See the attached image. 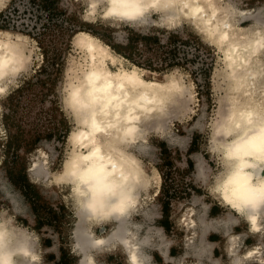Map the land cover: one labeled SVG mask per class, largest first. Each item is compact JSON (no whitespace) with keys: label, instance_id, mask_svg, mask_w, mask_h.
Returning <instances> with one entry per match:
<instances>
[{"label":"bare ground","instance_id":"obj_1","mask_svg":"<svg viewBox=\"0 0 264 264\" xmlns=\"http://www.w3.org/2000/svg\"><path fill=\"white\" fill-rule=\"evenodd\" d=\"M3 2L0 0V4ZM97 2H100L99 8ZM231 10L221 15V9L213 0H87L86 8L88 13H97L101 21L111 24H140L152 11L159 14L160 24L184 18L220 44L227 78L226 111L221 113L213 133L216 142H212L216 143L221 167L211 179L210 188L222 205L244 218L254 241L242 254L238 251L237 233L233 232L226 242L230 264H241L242 258L250 264H261L264 29L253 25L244 31L238 27V20L246 11ZM8 31H0V95L6 89L7 77L23 68L31 56L23 41L26 36L18 35L12 41L7 36L4 38L3 34H9ZM74 42L82 51L83 60L77 70L74 68L77 75L66 89L64 104L75 126L68 135L71 147L66 148V155L53 173V179L67 185L74 205L72 251L78 256L75 264H97L95 252L117 248L127 264H156L148 250L153 244L149 228L141 222L132 223L134 229L129 226L132 212H146L149 190L159 180L155 168L146 171L136 152L147 148L142 140L146 122L159 117L174 94L182 102L191 99V92L177 78L150 79L143 75L144 69L132 63L130 68L126 67L122 61L127 59L89 32L78 31ZM200 159L196 163L199 173L202 170ZM41 163L35 166L38 174ZM187 210L193 213L194 208L189 206ZM193 220L190 216L179 219L181 226L191 227L192 234L195 233L193 226L197 225L192 226ZM105 224L110 225L109 230L97 235L93 228ZM204 224L207 227V223ZM101 228L103 231L104 227ZM31 247L27 232L14 226L7 213L1 211L0 264H31L36 258ZM203 251L205 249L200 253Z\"/></svg>","mask_w":264,"mask_h":264},{"label":"rangeland","instance_id":"obj_2","mask_svg":"<svg viewBox=\"0 0 264 264\" xmlns=\"http://www.w3.org/2000/svg\"><path fill=\"white\" fill-rule=\"evenodd\" d=\"M213 2L221 9V15L232 11L231 8L245 10L238 20V27L244 31L253 25L264 29V0ZM99 5L97 2L98 8ZM57 8L62 11L61 15L55 11L58 16L54 17L59 32L55 30L52 36H48L56 44L53 51L45 53L35 39L24 35V44L31 54L29 62L7 77L6 89L0 95V213H7L14 226L27 232L36 255L31 264H55L62 255L70 260L66 264H75L78 256L72 251L76 221L74 205L67 185L53 179V173L66 155V148L71 147L68 135L75 126L73 116L64 104L66 89L75 80V69L83 60L74 36L81 31L79 29H86L103 34L114 44H122L133 33L155 35L164 42L169 32H176L180 38L190 41L186 44L177 42L180 53L184 52L188 61L160 71L144 69L142 73L150 79H179L191 92V99L181 102L174 94L165 111L159 117H152L142 128V140L147 148L136 152V156L146 171L155 168L159 180L149 190L146 212L150 217L146 218L143 210L136 212L133 219L151 231L153 244L148 250L154 263L180 264L184 255L187 260L195 262L198 258L189 254L191 251L184 243L186 231L176 226L181 212L193 207L196 216L203 215L208 222L234 215L211 192V179L221 167L216 143L212 142H216L213 133L217 121L226 111L227 78L220 44L203 35L184 18L160 24L159 14L154 11L140 24H111L101 21L97 13H88L87 0H58ZM1 11L11 17V25L27 27L28 30L47 19V12L40 8L39 0H4L0 4ZM8 33L3 34L4 38L9 37L12 41L23 35L15 30ZM46 41L43 46L48 48ZM128 62L122 61L130 68ZM198 159L202 162L201 173L196 167ZM39 162H42V168L38 174ZM163 207L167 208L166 212ZM198 223L194 237L202 232ZM109 228L110 225L105 224L97 225L93 230L97 235H103ZM233 229L241 233L242 242H254L251 237L243 235L247 230L245 223L239 222ZM223 238V232L212 227L205 232L202 241L208 244L220 242ZM222 248L219 243L211 248V255L202 252L201 260L210 264L206 257L209 256L212 261L226 264ZM164 251L168 260H165ZM94 256L97 264H125L119 248L97 251Z\"/></svg>","mask_w":264,"mask_h":264},{"label":"trees","instance_id":"obj_3","mask_svg":"<svg viewBox=\"0 0 264 264\" xmlns=\"http://www.w3.org/2000/svg\"><path fill=\"white\" fill-rule=\"evenodd\" d=\"M57 2L58 0H39L40 8L47 12V19L46 22L39 26H37V24L32 25L30 30H28L27 27L18 28L15 24L11 25V17L4 11H1L0 19L2 20V23L0 24V29L15 30L23 35H28L36 40L39 47H41L45 53L49 50L53 51L52 47L56 44L54 40L48 39V36H52L55 30L59 32V26L55 24L54 17L58 16L55 11L60 15L62 11L57 8ZM79 30L87 31L86 29ZM87 32L100 38L115 53L121 55L130 63L145 70L160 71L182 65L184 61H188L184 52L180 53V49L177 47V42L186 44L190 41L188 38H180L176 32H169L164 42H161L160 38L155 35L151 36L133 33L131 36L127 37L126 42L122 44L112 43L103 34H97L92 31ZM46 39L49 42L46 41ZM44 41L49 45L48 48L43 46ZM193 42L198 43L197 41ZM54 55L56 56V53H54ZM188 164L190 165V162H188ZM164 208L165 207H163V209ZM166 210L167 208L163 211L166 212ZM65 262H70V260L67 256L62 255L55 264H66Z\"/></svg>","mask_w":264,"mask_h":264},{"label":"crops","instance_id":"obj_4","mask_svg":"<svg viewBox=\"0 0 264 264\" xmlns=\"http://www.w3.org/2000/svg\"><path fill=\"white\" fill-rule=\"evenodd\" d=\"M202 163V162H201ZM199 173V172H198ZM156 195V194H155ZM147 199L149 200V197H147ZM148 202V201H147ZM219 203L221 204V202L219 201ZM222 205V204H221ZM222 206H224V207H226V209H228L229 210V213H234V215L232 216V217H225V218H216V219H214V220H211L210 222H208V221H205V219L203 218V215H199V216H196L197 214H196V212L195 211H193V213L191 212V211H189V210H183L182 212H181V214L179 215V217L177 218V223H176V226L178 227V228H180V229H183V230H185L186 231V234H185V236H184V243L189 247L188 249H190L189 251H191V253H189V252H187V253H189L191 256L192 255H194L195 257H196V254H198L197 256H199V257H197L198 259H196L195 260V262H191V260H187V257L184 255V257L182 258V260H183V262H181L180 264H205V262H203L202 260H201V256L203 255L202 254V252L200 253V250H203V249H205V251H203V252H207L209 255H211V248L213 247V246H215V247H217V245L220 243V244H222L223 245V248H222V251L224 252V254L226 255V264H230V259H229V256H228V251L226 250V242H227V240H228V237H232V234H233V232H235V233H237V236H236V238H238L237 240H238V246L240 245V248H238V251L239 252H242V254L244 253V251H245V249H246V246L247 245H250L251 243H249V244H246V243H244V242H242L241 240H242V235H241V233H239V232H236L234 229H233V227L237 224V223H239V222H243V223H245V221L243 220L244 218H242L241 216H239V214L236 212V211H234V210H231V209H229L227 206H225V205H222ZM136 212H138V210H135L134 212H132L131 213V216H130V222H129V226H130V228L131 229H134V223L136 224V223H138L139 221H137V220H134L133 219V217H134V215H135V213ZM191 213V214H190ZM145 214V213H144ZM189 214V215H188ZM184 215H186V216H184ZM147 216H150V215H147ZM146 216V217H147ZM183 216V217H182ZM188 216H190L192 219H194L193 220V223L195 222V224H193L192 223V226L193 225H196V226H193L194 227V229H196V228H199V223L198 222H200V224H202L203 225V223H207V227L205 226L206 224H204L203 226L206 228H203V230L205 229V232L206 231H208L209 229H212V227L213 228H216V229H220L222 232H223V235H224V238H223V240L222 241H220V242H217V241H215V242H209L208 244H202V242H201V240L203 239V235L205 234V232L203 233L202 232V234L200 233V234H198L197 235V237L195 238L194 236H192V235H194V233L192 234V232H191V227H189V228H185L186 227V225L184 224L183 226H181V222L179 221V219H187L188 218ZM205 221V222H203V223H201L203 220ZM202 221H201V220ZM218 220V221H217ZM236 220V221H235ZM179 221V222H178ZM226 222V223H225ZM133 223V224H132ZM212 225H211V224ZM209 224V225H208ZM246 224V223H245ZM201 225V228L203 227ZM247 225V224H246ZM227 227V228H226ZM188 230V231H187ZM202 230V229H201ZM202 230V231H203ZM248 226H247V230H246V232H244V236H247V237H251L252 238V236H250V234L248 233ZM263 232H264V221H263ZM192 237V238H191ZM226 237V238H225ZM194 238H195V240H194ZM198 238L200 239V243H199V240H198ZM253 239V238H252ZM198 240V241H197ZM264 240V237L262 238V241ZM189 241H191L190 243H189ZM197 241V242H196ZM193 242V243H192ZM200 245H198V244ZM241 243H243V245L241 246ZM194 244V245H193ZM192 245V246H191ZM198 245V246H197ZM206 245H208V247H206ZM195 246H197V248L195 247ZM201 246H204L203 247V249H201L202 247ZM196 248V249H195ZM197 250V251H195V250ZM200 249V250H199ZM199 250V251H198ZM196 253H195V252ZM166 252V251H165ZM164 252V253H165ZM166 254V253H165ZM166 256V255H165ZM151 257H152V255H151ZM207 258H208V262L211 264V262H212V264H221L220 263V261L219 260H216V261H212V259H211V257L209 258V256H206ZM167 258V259H166ZM168 258L169 257H165V260H168ZM124 259V258H123ZM242 261H241V264H250L249 262H247V261H245V259L244 258H242L241 259ZM152 261L154 262V260L152 259ZM262 262H261V264H263L264 263V255H263V258H262V260H261ZM124 263L125 264H127V262L125 261V259H124ZM253 263H255V262H253ZM252 263V264H253ZM129 264V263H128ZM258 264V263H257Z\"/></svg>","mask_w":264,"mask_h":264}]
</instances>
